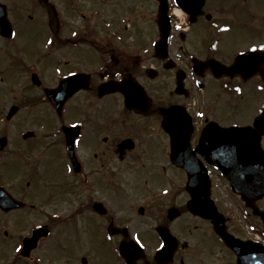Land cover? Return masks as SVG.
<instances>
[{
    "label": "flooded vegetation",
    "instance_id": "af4514ba",
    "mask_svg": "<svg viewBox=\"0 0 264 264\" xmlns=\"http://www.w3.org/2000/svg\"><path fill=\"white\" fill-rule=\"evenodd\" d=\"M0 69L16 78L7 91L23 90L4 121L36 105L49 112L18 136L36 151L22 157L25 184L0 181V196L21 203L0 205V264L264 257L254 212L264 193L250 205L223 173L258 159L255 139L224 129L254 126L264 110V0H0ZM63 88L59 111L47 90ZM188 169L203 176L190 181ZM23 211L42 219L30 226Z\"/></svg>",
    "mask_w": 264,
    "mask_h": 264
},
{
    "label": "rangeland",
    "instance_id": "374dc122",
    "mask_svg": "<svg viewBox=\"0 0 264 264\" xmlns=\"http://www.w3.org/2000/svg\"><path fill=\"white\" fill-rule=\"evenodd\" d=\"M16 81V78L13 77V74L7 71H3L0 69V135L7 134L8 136L12 137V146L11 149L7 152H0V162L2 160H7L8 162L15 163L14 169L0 168V181L7 182L10 180L15 181V184H19L24 182L25 184V178L23 179V171L25 170L24 160H22L23 155L25 152L30 148L29 143L24 142V140H21L18 138L21 133L24 131H27L29 129H35L38 125V122L35 121V118L38 114H48V110L45 105H36L29 108H25L22 110V113L19 115V117L16 119L14 123H8L2 119L4 115L2 114L5 111V107H8V103H11V98L13 96L19 97L23 93V90L17 87H14V89L6 90V87H12L11 84H13ZM21 137V136H20ZM28 156H31L30 160H34L33 158L36 156V151H31L30 154H25ZM20 157V158H18ZM17 168V169H15ZM26 177V176H25ZM27 179V178H26ZM32 181L31 187L34 183V180ZM35 189V188H32ZM35 203L38 202L36 201ZM56 207L59 206L64 210V213H67L69 211V204L68 203H62L59 202L58 205H55ZM23 218L27 219L29 221L28 225H34L41 221L42 217L41 214L38 212H27L23 211L22 213ZM26 225V226H28ZM30 225V226H31Z\"/></svg>",
    "mask_w": 264,
    "mask_h": 264
},
{
    "label": "water",
    "instance_id": "95a60500",
    "mask_svg": "<svg viewBox=\"0 0 264 264\" xmlns=\"http://www.w3.org/2000/svg\"><path fill=\"white\" fill-rule=\"evenodd\" d=\"M164 40V37H163ZM161 45L165 44V41L160 42ZM65 88L59 90H51L48 91L49 98L53 105L60 111L62 108V105L64 103V98L61 99L60 92L63 91ZM16 110H12L11 114L15 112ZM166 116V114H165ZM167 122V116L165 118L164 124ZM225 134L227 137L233 136L234 138L238 137V139H243L247 137H251V139H255L254 143V151L256 153V156H258V159L254 162L252 167L249 168H240V167H230V168H223L224 174L230 179L232 183V187L243 194V197L247 199L248 204L251 205L250 200L252 197L261 196L264 193V151L262 150L260 146V137L262 134H264V111L262 114H260L256 120L255 125L250 127H231L224 129ZM255 133L254 136H247L251 133ZM250 133V134H249ZM29 134H26L28 136ZM6 145V137L1 138L0 141V148H4ZM242 145H239L241 147ZM241 149L238 150V153L240 154ZM254 155V154H253ZM188 172L190 173V181L194 179L195 176H199L200 170H194V169H188ZM240 178L242 180H240ZM11 198L9 196H6L2 194L0 196V205L3 207H7L5 205L11 204V205H20L21 203H15L13 204ZM192 203H196L197 200L191 201ZM191 203V204H192ZM193 208V207H192ZM198 208H193V210H197ZM256 212L262 216L264 219V212L260 211L259 209H256ZM216 229H222L221 223L218 221L216 222ZM232 245L234 244L231 243ZM256 260V259H254ZM253 262V261H252ZM252 264H258L256 262Z\"/></svg>",
    "mask_w": 264,
    "mask_h": 264
},
{
    "label": "snow or ice",
    "instance_id": "6c2138e0",
    "mask_svg": "<svg viewBox=\"0 0 264 264\" xmlns=\"http://www.w3.org/2000/svg\"><path fill=\"white\" fill-rule=\"evenodd\" d=\"M51 42V41H50Z\"/></svg>",
    "mask_w": 264,
    "mask_h": 264
}]
</instances>
